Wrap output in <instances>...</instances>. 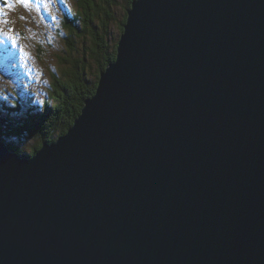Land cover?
Listing matches in <instances>:
<instances>
[{"label":"water","instance_id":"95a60500","mask_svg":"<svg viewBox=\"0 0 264 264\" xmlns=\"http://www.w3.org/2000/svg\"><path fill=\"white\" fill-rule=\"evenodd\" d=\"M124 28L67 134L0 141V264H264V0Z\"/></svg>","mask_w":264,"mask_h":264},{"label":"trees","instance_id":"16d2710c","mask_svg":"<svg viewBox=\"0 0 264 264\" xmlns=\"http://www.w3.org/2000/svg\"><path fill=\"white\" fill-rule=\"evenodd\" d=\"M115 2L116 0H74L75 9L72 14L66 15L62 24L65 29L64 48L56 55L57 64L49 68L50 78L45 85L46 97L49 100H45V109L34 114L31 103H27L26 113L15 108L11 109L14 115H11L9 110L3 114L4 110L0 109V114H3L0 116V137L9 140V133L11 134L9 147L14 145L13 149L22 153L23 151L19 150L22 142H18V137L27 140L36 134H43L38 143L34 142L29 146V152L33 153L45 141L52 142L65 134V126L73 124L85 100L94 94L98 74L116 56L118 37L115 36L114 39L113 27L116 25L118 32H121L127 16L126 11L132 0H124L117 23ZM69 33L70 36H67ZM83 78L88 79L90 83L81 85ZM19 80L17 76L15 82L18 84ZM4 105L5 103L1 102L0 108ZM63 116L62 121L60 118ZM59 119L63 122L61 127L54 122Z\"/></svg>","mask_w":264,"mask_h":264},{"label":"rangeland","instance_id":"374dc122","mask_svg":"<svg viewBox=\"0 0 264 264\" xmlns=\"http://www.w3.org/2000/svg\"><path fill=\"white\" fill-rule=\"evenodd\" d=\"M22 1H26L28 3L26 10L21 7ZM115 3V22L117 23L120 19L119 15L122 12V7L125 2L124 0H116ZM74 9V0H0V34L6 42L11 45L14 44L19 53L22 54L23 52H26L28 55V61L31 62V64L26 62L23 65L19 61L16 62V60L0 59V104L1 102L5 103L4 107L0 109L4 110L3 114H6V111L9 110L10 114L14 115L11 109H15L17 107H15L13 103H10L9 100H15V98L19 103L24 104L26 102L32 103V96H38L39 98L34 101V104L37 105L41 103L43 105L42 108H44L45 100H49L46 97L45 92V85L48 83L50 78L49 68H52L55 64H57L58 58H56V55L61 52L62 48H64L65 29L62 24L66 19V15L72 14ZM39 11L43 14V16H41V20H36V17L39 15ZM33 23H43V27L46 28L48 33L40 32L37 28L34 31L33 27H35L36 24L34 25ZM114 26L113 37L114 39L118 37L119 40L120 33L118 32L116 25ZM55 27L57 28V32L54 31ZM75 27L79 28L78 25H75ZM30 35H33V37L27 39ZM24 36L25 38L27 36V38L24 39ZM67 36H70V33L67 34ZM111 39L113 38L111 37ZM1 46L2 45L0 44V47ZM117 46L118 45H116V49ZM9 48L11 49V46ZM75 52L76 50L74 49V55ZM6 53L7 50L3 49L0 53V57H5ZM14 54L15 53L12 51V55ZM16 58L21 60V58L17 55ZM17 76L20 79L18 84L15 82V78ZM25 79L31 81L38 80V82L40 81V85L43 88L41 89L44 93L42 94V92H36V88L33 85L28 86ZM83 79L84 80L81 85H88L90 83L88 79ZM22 82L27 86L25 87L24 85H21ZM94 94L89 98H92ZM32 109H36V106L32 105ZM3 114L1 113L0 116ZM76 118H78V116H76ZM60 119L63 121L64 116ZM60 119L54 121L59 127H61L63 123ZM72 125L70 124L65 126L66 132H68ZM9 135V140H11L12 136L10 133ZM42 136L43 134H36L29 137L27 140L22 137H18V142H22L19 150L29 152V146L34 144V142L38 143L40 139H42ZM9 140L5 139V137H0V141L8 147V143H10ZM13 146L9 148L13 149L15 147ZM17 153L19 155L21 154L19 152Z\"/></svg>","mask_w":264,"mask_h":264},{"label":"bare ground","instance_id":"6f19581e","mask_svg":"<svg viewBox=\"0 0 264 264\" xmlns=\"http://www.w3.org/2000/svg\"><path fill=\"white\" fill-rule=\"evenodd\" d=\"M134 1V3L135 2H137L138 0H132V2ZM17 2H19V1H17ZM132 2H131V6H130V8H128L127 9V11H126V14H127V16H126V20H125V22H123V24H122V30H121V32H120V39L119 40H117V49H118V47H119V42H120V40H121V35H124V32H125V28H124V26H126L127 25V18H128V12L129 11H131L132 10ZM21 5V4H20ZM28 5V3L26 2V1H22V5H21V7L24 9V10H26V6ZM46 11V10H45ZM46 13V12H45ZM41 16H43V14L39 11V15L36 17V20H41ZM32 22V21H31ZM43 23H44V21H43ZM43 23H33L34 25H35V27H33L34 28V31L36 30V28L38 29V31H40V32H46V33H48L47 31H46V28H44L43 27ZM54 31L55 32H57V28L55 27V29H54ZM65 32V31H64ZM3 33V32H2ZM45 34V33H44ZM1 35V34H0ZM31 37H33V35H30V37H28L27 38V36H26V38L27 39H30ZM43 37V36H42ZM25 38V36H24V39H26ZM47 41V40H46ZM117 49H116V51H117ZM117 55H118V51H117V54H116V56H115V58L113 59V61H111V62H109L108 64H113V63H115L116 62V58H117ZM50 63V62H49ZM107 64V66L102 70V71H100V73L98 74L99 75V78H98V81H97V86L99 85V82H100V79H101V73H105V70H106V68H108L109 67V65ZM102 69V68H101ZM26 79H27V76H26ZM25 79V80H26ZM26 83L28 84V86H31V85H33L35 88H36V92H42V94L44 93V91L42 90L43 88L41 87V82L39 81L38 82V80L37 81H31V80H26ZM21 85H24L25 87L27 86V85H25L23 82H22V84ZM42 88V89H41ZM27 89H29V88H27ZM30 90V89H29ZM31 92H34V91H31ZM39 97L38 96H32V99L34 100V101H36L37 99H38ZM86 101V100H85ZM27 103H31V102H26V106H27ZM32 104V103H31ZM33 105H35L36 107L39 105V104H33ZM84 105H85V102H84ZM23 110H24V112L26 113L27 111L25 110V107H23L22 108ZM82 109H83V107L81 108V111H82ZM1 111V110H0ZM82 114V112H80V114H78V116H80ZM78 118H76L75 120H77ZM75 125V121H74V123H73V125L72 126H74ZM68 132H66V134H67ZM57 137V136H56ZM60 137H58V139H59ZM56 139V138H55ZM57 139V140H58ZM2 142V141H1ZM0 142V143H1ZM3 146H4V148H8V146L6 145V144H4L3 142L1 143ZM12 151H14L13 149H11Z\"/></svg>","mask_w":264,"mask_h":264}]
</instances>
